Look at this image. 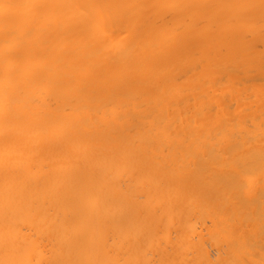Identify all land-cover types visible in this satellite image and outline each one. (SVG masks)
<instances>
[{
    "label": "bare ground",
    "instance_id": "1",
    "mask_svg": "<svg viewBox=\"0 0 264 264\" xmlns=\"http://www.w3.org/2000/svg\"><path fill=\"white\" fill-rule=\"evenodd\" d=\"M0 264H264V0H0Z\"/></svg>",
    "mask_w": 264,
    "mask_h": 264
}]
</instances>
